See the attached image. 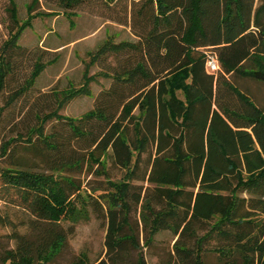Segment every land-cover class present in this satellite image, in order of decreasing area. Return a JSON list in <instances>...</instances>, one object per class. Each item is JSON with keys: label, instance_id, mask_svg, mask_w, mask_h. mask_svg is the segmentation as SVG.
<instances>
[{"label": "trees", "instance_id": "1", "mask_svg": "<svg viewBox=\"0 0 264 264\" xmlns=\"http://www.w3.org/2000/svg\"><path fill=\"white\" fill-rule=\"evenodd\" d=\"M82 1L61 3L69 8ZM132 2L141 6L138 40H108L97 49V61L112 56L116 65L106 71L112 83L94 107L78 118L58 116L64 91H55L56 108L37 116L29 130L37 132L51 160H59L53 171L88 160L98 164L103 185L88 191L54 172L1 167L0 198H10L50 228L36 237L17 232L15 247L2 253L0 264L49 263L66 242L60 223L87 218L88 207L105 215L108 259L119 264L115 259L130 247L141 248L129 227L131 204L139 207L144 244L169 230L180 264H204L202 246L212 236L224 241L214 249L219 264H264V104L231 80L264 83V0ZM20 49L13 36L0 49V93L12 74V53ZM212 56L218 64L214 72L206 65ZM45 66L34 63L9 103L34 87ZM173 81L182 87L184 100L172 94ZM79 91L89 93L86 85ZM52 117L63 120L76 139L89 142L86 160L65 155L54 135L43 133L42 125ZM9 143L1 146L2 153ZM109 151L111 165L124 172L120 179L110 177L103 163ZM8 224L0 215V225ZM200 224L208 226L202 235ZM188 238L196 248L189 247ZM71 264L89 262L82 253ZM137 264H145L140 254Z\"/></svg>", "mask_w": 264, "mask_h": 264}, {"label": "rangeland", "instance_id": "2", "mask_svg": "<svg viewBox=\"0 0 264 264\" xmlns=\"http://www.w3.org/2000/svg\"><path fill=\"white\" fill-rule=\"evenodd\" d=\"M140 10V4L133 7L132 0L114 3L83 0L69 8L63 7L61 0H0V49L11 36L16 37L21 47L12 53V74L0 93V168L15 164L32 171L54 172L88 191L93 186L103 185L104 176L96 174L99 171L98 164L88 160L77 167L53 171L60 166L59 160H51L46 148L37 140V132L33 130V135H30L29 130L37 125V116L56 108L55 91H64L56 110L58 116L78 118L94 107L99 93L112 83L106 71H111L116 65L112 56L97 61L96 51L108 40L137 41L135 34L141 31L142 25L136 12ZM121 57L124 59L126 56ZM37 60L46 63V66L34 87L9 103L13 91L29 76ZM231 80L248 91L257 104H264V83L239 77H231ZM175 82L171 84L172 94L184 100V91L181 86H173ZM85 85L89 93H75ZM42 126L44 134L54 135L60 145L67 149L65 155H78L87 159L89 142L76 139L63 120L52 117ZM29 139L33 145H30ZM7 141H10L9 146L2 153L1 146ZM110 153L107 152L103 163L110 177L120 179L124 172L111 165ZM239 195L245 193L240 192ZM138 209V206L131 204L129 227L141 248L130 247L122 258L115 260L119 264H137L140 254L145 264H180L172 249L176 237L169 230L158 231L150 244H144L145 232ZM0 215L9 219L8 225H0V256L5 250L15 247L17 232L36 237L40 233H47L50 228L47 222L37 220L8 197L0 198ZM197 228L200 235L208 230L206 224H200ZM59 229L66 234V242L47 264H71L82 253L87 256L89 264L102 261L112 264L105 245L107 220L102 212L96 213L88 207L87 218L77 222L62 221ZM124 232H130L128 227L124 228ZM186 243L196 248L194 238H188ZM223 244L224 241L218 236H212L204 242V264H219L214 249Z\"/></svg>", "mask_w": 264, "mask_h": 264}, {"label": "built area", "instance_id": "3", "mask_svg": "<svg viewBox=\"0 0 264 264\" xmlns=\"http://www.w3.org/2000/svg\"><path fill=\"white\" fill-rule=\"evenodd\" d=\"M206 65H207L208 70L211 72H214L218 69L217 60L213 56L208 57Z\"/></svg>", "mask_w": 264, "mask_h": 264}]
</instances>
